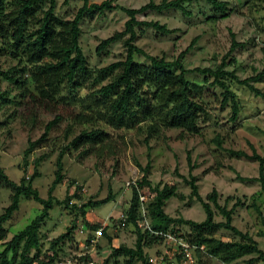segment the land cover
<instances>
[{
  "label": "rangeland",
  "instance_id": "rangeland-1",
  "mask_svg": "<svg viewBox=\"0 0 264 264\" xmlns=\"http://www.w3.org/2000/svg\"><path fill=\"white\" fill-rule=\"evenodd\" d=\"M104 0H89L101 3ZM113 5L138 9L153 1L161 0H110ZM227 2L224 14L215 12L205 0L185 3L186 14L172 8L157 11L147 9L136 15L138 21H158L172 33L158 31L152 27L137 26L135 44L147 54L175 59L188 46L184 54L183 65L189 71L186 77L195 84L203 85V97L207 106V115L198 124L197 132H184L180 129H161L158 136L145 141V131L132 128H113L102 121L96 126L109 133V147L98 154L88 145L75 148L71 140L82 130H90L91 125H75L70 116L86 111L88 95L108 80L96 81L95 72L113 62L125 58V48L116 41L105 50L97 53L96 46L102 39L124 29L128 15L119 8L92 10L85 13L80 21V46L87 57L92 72L79 79L81 86L70 91L67 83L60 86L55 101L37 102L28 96L21 97L20 89L13 82L0 76V166L9 179L18 182L25 175L33 173V161L42 157L37 167L39 175L32 185L42 198L48 195L56 170V159L62 154L63 179L52 191L55 201L49 211V217L41 224L38 245L30 246V256L37 255L33 264H43L48 256L59 260L83 254L93 264H123L124 258L110 255L112 247L126 245L133 247L136 241L134 225H121L120 215L128 208L132 187L125 183L131 179L137 181L145 174L151 186H174L175 195L167 200L164 210L171 216L183 217L195 221L205 218L201 203L193 196L187 180L195 177L198 193L207 201V196L215 189L218 203L228 209L235 207L231 224L243 233H247L258 244L261 253L245 255L230 264H244L249 258H256L252 264H264V191L256 180L258 162L230 153L244 151L252 154H264V98L256 97L248 88L229 76L222 77L235 93L239 102V114L231 119V107L222 104V88L209 85L213 76L196 71L195 68L216 69L222 60L224 69L232 72L240 80L249 82L264 92V77L256 79L264 70V0H222ZM82 5V0H56L55 14L63 19H71ZM231 34L241 45L232 52ZM136 61L148 64L142 55H136ZM18 57L5 49L0 40V70L6 71L22 67ZM28 76V74H25ZM32 89V84L27 85ZM153 89H151L152 91ZM60 116L48 133L47 139L26 157L24 151L28 140H35L44 131L45 125ZM215 139H220L218 146ZM88 149V151H87ZM192 168L189 167L188 156ZM25 170V171H24ZM108 194L113 199L98 206L87 202L101 200ZM68 199V203H57ZM10 202V190L0 189V214ZM82 214L80 208L83 204ZM215 211L216 221L224 217ZM75 206V207H74ZM41 205L33 199L21 197L18 209L4 223L6 233L0 240V253L6 243L41 212ZM98 224L105 228L98 241L92 245L89 226L84 233L79 232L83 223ZM75 226L71 239L64 240L56 247V254L49 249L50 241L68 227ZM177 233L186 236L190 233L187 225H172ZM214 236L222 240H240L230 230L220 229ZM111 238V241L108 240ZM172 252V246L165 242L153 243L144 247L146 254L154 264H182L176 256L159 258L165 250ZM90 250V251H89ZM21 251L19 248L18 254ZM196 253V252H195ZM8 253L7 258H11ZM197 264H227L204 250L196 254ZM18 260L14 263L17 264ZM136 264H141L137 262Z\"/></svg>",
  "mask_w": 264,
  "mask_h": 264
},
{
  "label": "trees",
  "instance_id": "trees-1",
  "mask_svg": "<svg viewBox=\"0 0 264 264\" xmlns=\"http://www.w3.org/2000/svg\"><path fill=\"white\" fill-rule=\"evenodd\" d=\"M192 1L194 0H161L158 4L149 1L140 8L133 9L113 5L110 0H104L101 3H90L89 0H82V5L74 16L71 19H63L55 14L56 0H0L1 45L16 55L19 62H23L22 67L13 66L6 71L0 70V76L19 87L21 97L28 96L37 102H54L55 97L60 93V86L63 82L67 83L70 91H73L81 86L79 79L94 72L89 68L87 57L79 42L81 33L79 24L85 13L92 10L101 12L105 9L119 8L128 15L124 29L102 39L96 46V52L99 53L112 43L121 41L125 48V58L99 68L95 72L94 79L96 81L108 80L87 96L86 106L95 113L80 111L70 116L73 124L91 125L93 128L82 130L71 140V144L75 148L88 145V149L93 148L98 154H101L103 149L109 147L108 139L110 136L108 132L96 126L98 121H102L113 128L136 127L137 130L146 132V142L149 138L158 136L161 129H180L181 134L197 132L198 124L207 115V104L203 97V85L192 83L186 77L189 70L184 67L182 60L191 46H188L175 59L167 60L147 54L135 44L137 26L152 27L166 33L174 31L158 21H138L136 19L138 13L147 9L162 11L172 8L186 14L184 5ZM205 1L215 12L224 14L227 10V2L225 1ZM240 45L235 40L234 34H231L230 52ZM136 55H142L148 59L149 63L136 61ZM224 67L225 61L222 60L216 69L195 68V70L209 73L214 77L209 85H217L222 88V104L230 105L231 119L235 120L239 114V102L235 93L222 80V77L227 75L239 84L245 85L256 97L264 98V92L253 86L249 80H240L234 73L225 70ZM26 73L28 76L25 75ZM263 77L264 70L258 74L256 79ZM29 82L32 84V89L27 86ZM151 89L153 90L151 91ZM4 96L0 93V100L4 99ZM60 120V116H55L45 125L39 138L28 140V147L24 151L23 158L25 166L27 164L26 157L46 141L48 133ZM215 141L218 146H221L220 139H215ZM230 153L258 162L256 180L264 191V154L260 155L253 151L249 155L244 151L233 150ZM61 156V153L57 156L55 176L48 188L46 198H42L38 190L32 185L33 179L39 175L37 167L42 157L39 156L33 161L34 170L31 176L23 175L18 182L9 179L0 166V189L10 190V202L0 214V240L4 238L6 233L4 223L18 209L21 197L33 199L42 206L41 212L32 219L30 224L13 235L6 243L5 248L0 253V264H14L17 259H19L17 264H33L37 261V255L30 256V246L38 245L41 224L49 217V211L55 201L52 191L63 179ZM187 157L189 167L192 168L189 155ZM144 171L145 174L137 181V186L143 192L152 191L155 193L154 197L146 204V217L152 231L177 233L171 228L172 225H187L190 228V233L186 236L181 234V236L197 246L196 254H201L202 250L199 247L203 246L208 255L227 264L245 255L261 253L257 242L251 236L241 232L231 224L232 215L239 202L229 209L225 205H220L215 189L207 196V201L204 200L198 193L195 177L191 176L187 183L193 196L201 203L205 218L201 221H195L183 217H174L166 213L164 207L167 200L175 195V187L168 185L151 186L146 176V168ZM112 199L113 195L108 194L101 200H89L87 203L91 206H98ZM67 200L57 201V203L64 202L67 204ZM87 203L80 208L82 214L85 213L83 208ZM210 203L224 217V220L216 221L214 219L215 211ZM139 207L137 190L133 186L129 206L123 214L126 215V222L134 225L136 229L135 245L133 247L113 246L110 253L113 257L122 256L124 258L123 264H136L137 262L154 264L146 254L144 247L163 242L162 235H155L149 230L141 231L138 227ZM83 226L84 232L89 226L91 236L93 231L100 228V225H92L88 221L83 223ZM74 227H68L66 232L60 233L50 241L49 249L54 255L60 242L71 239ZM220 229L230 230L239 236L240 240L216 238L214 234ZM101 234L105 235V228H102ZM108 240L111 241V238L108 237ZM20 247L21 251L18 254ZM8 253H11V258H7ZM176 257L181 258L178 254ZM255 259L254 257L249 258L244 264H252ZM53 261L54 256L49 255L48 261L43 264H49ZM89 261L88 256L82 255L75 259V264H86Z\"/></svg>",
  "mask_w": 264,
  "mask_h": 264
},
{
  "label": "built area",
  "instance_id": "built-area-1",
  "mask_svg": "<svg viewBox=\"0 0 264 264\" xmlns=\"http://www.w3.org/2000/svg\"><path fill=\"white\" fill-rule=\"evenodd\" d=\"M126 187H135L137 190L138 199L140 202V218L138 220V227L141 231L149 230L155 235H162L163 242L172 246V252L169 250L164 251V255L159 258L161 262L165 257L169 259L177 254L181 256L180 260L182 264H197V257H196V248L197 246L193 243L189 242L188 240L184 239L180 233H172V232H154L150 229L148 219L146 217V204L154 197L155 193L152 191L143 192L137 186V180L131 179L125 183ZM121 225L124 226L126 223V215L123 213L120 215ZM103 227H100L92 232L91 236V243L92 245L95 244L98 239L101 237V230ZM79 232H84V226L81 225L79 227ZM200 250H204L203 246L199 247ZM90 251V250H89ZM83 254H77L76 257H69L66 260H61L57 264H75V259L82 256ZM86 264H93L92 262H87Z\"/></svg>",
  "mask_w": 264,
  "mask_h": 264
}]
</instances>
